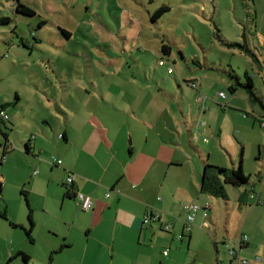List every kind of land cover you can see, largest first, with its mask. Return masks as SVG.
Segmentation results:
<instances>
[{
    "label": "crops",
    "instance_id": "obj_1",
    "mask_svg": "<svg viewBox=\"0 0 264 264\" xmlns=\"http://www.w3.org/2000/svg\"><path fill=\"white\" fill-rule=\"evenodd\" d=\"M258 36L264 38L262 32ZM120 75L106 71L103 77ZM190 81L195 82L196 89L187 85L184 95L196 99V121L195 117L191 121L181 119L176 110L157 103L158 96L150 86H131L127 81L126 85L122 82L105 89L100 85L98 90L93 85L97 94L85 86L70 85L65 106L58 108L63 110L59 111L63 121L57 118L52 123L39 112L40 130L34 127L39 119L23 124L30 150L25 153L23 148L26 174L20 192L27 194L28 202H40L39 221H33L30 236H26L29 225L25 214L19 211L12 217L2 196L0 211L5 209L7 219L18 227L0 218V264H178L176 256L184 248L192 264H264V205L257 203L264 200V172L256 175L257 183L248 180L249 186L259 184L254 187V197L248 200L246 190L239 193L232 209H228L231 205L224 185L226 200L201 191L203 175L200 177V170L193 169L189 159V155L195 157L191 134L195 131L196 140L204 136V142L205 136L214 137L220 126L202 121L200 115L210 110V103L196 92V79L186 82ZM233 104L235 100L229 103ZM256 114L258 121L261 115ZM6 124H0V128L5 129ZM261 126L264 128L263 120ZM221 134L219 130L218 139L223 143ZM47 151L58 158L42 160L50 154ZM54 159L61 160V165H50ZM70 173L75 178L68 186L69 198L64 183ZM179 174L183 178L181 186L173 182ZM6 183L0 171L2 192ZM77 192L92 198L90 211L77 210ZM196 201L209 206L208 227H201L204 221L199 211L187 231L184 220L188 211L183 205ZM54 202L59 208L50 210ZM148 212H158L160 221L143 226L142 219ZM44 215L54 218L52 222L46 220L45 228ZM164 223L172 224L170 232L161 230ZM57 224L65 226L64 230L56 229ZM36 226L41 230L34 234ZM244 235L247 242L241 243ZM164 250H168L166 256ZM229 250L236 253L231 255Z\"/></svg>",
    "mask_w": 264,
    "mask_h": 264
},
{
    "label": "rangeland",
    "instance_id": "obj_2",
    "mask_svg": "<svg viewBox=\"0 0 264 264\" xmlns=\"http://www.w3.org/2000/svg\"><path fill=\"white\" fill-rule=\"evenodd\" d=\"M16 1L0 0V17L10 19L9 24H0V106L7 104L9 117L6 128L2 127L8 134L4 158L5 141L0 133V171L7 178L3 192L0 187V203L4 205L3 196L12 217L21 211L28 224L20 192L26 158L23 148L29 142L23 124L39 119L34 127L40 130L39 112L52 123L57 118L63 121L59 112L63 110L58 108L65 106L70 85L85 86L97 94L100 85L105 89L127 81L131 86L145 84L154 89L157 103L176 110L181 119L195 117L196 121V99L184 95L186 81L196 79V92L210 103V110L200 118L220 127L214 137L205 136L208 144L202 141L204 136L196 140L195 131L191 134L196 151L194 159L189 155L193 169H199L201 177L205 165L235 171L241 167L249 182L257 183L256 175L264 172V128L254 118L256 112L261 119L264 115V38L257 37L264 34V0H18L35 11L31 17L14 14ZM163 5L169 11L152 21L151 15ZM21 39L32 44V52L23 47ZM162 44L169 46V56L161 51ZM159 60L166 65L159 66ZM168 66L173 69L170 75ZM106 71L122 75L103 77ZM245 74L251 77L252 92L259 102L247 99ZM230 85L236 86L234 94L228 91ZM219 92L226 94L225 101L219 99ZM232 100L233 106L229 105ZM219 130L223 143L218 139ZM130 142L128 138L127 145ZM48 154L42 160L58 158ZM173 182L181 186L182 176H174ZM245 189L249 200V185H224L231 205L228 209ZM29 206L33 221L38 222L40 202L33 199ZM49 208L58 209L59 205L54 202ZM77 210L83 212L78 203ZM46 220L54 218L44 215V228ZM55 228L62 231L65 226L57 224ZM40 230L36 226L34 234ZM175 260L192 264L186 248Z\"/></svg>",
    "mask_w": 264,
    "mask_h": 264
},
{
    "label": "trees",
    "instance_id": "obj_3",
    "mask_svg": "<svg viewBox=\"0 0 264 264\" xmlns=\"http://www.w3.org/2000/svg\"><path fill=\"white\" fill-rule=\"evenodd\" d=\"M167 11H169V8L165 5H163V6L159 7L151 15L150 18L152 21H155L156 19L161 17ZM13 12L15 15L17 14V15H23V16H28V17L36 15L35 11L31 7L25 5L24 3L22 4L18 0L16 1L15 5H14ZM9 22H10L9 18L0 17V24L1 25L9 24ZM42 23L43 22H40V24H42ZM61 32L65 37H69V33L67 31L61 30ZM20 43L25 48H28V49L32 48L31 47L32 44L31 43L29 44L28 41L26 43L21 39ZM161 51L166 56L170 55V48H169V46H167L165 44H162ZM254 61L257 62L256 58L254 59ZM262 70H263V66H262ZM243 87L245 88L246 93L248 94L247 99L250 103L259 102L258 98L255 97V95L252 92V79L247 74H245V83L243 84ZM228 91L230 94H234L236 92V86L230 85L228 87ZM6 106H7V104H2L0 106V110H2V109L6 110ZM244 117H245V115H244ZM262 119L264 120V115H263ZM255 120H257V119H255ZM8 122H9V120L5 123H8ZM258 122L261 124L262 120L258 119ZM5 128H6V126H5ZM0 133H1V135L5 141V143L3 144L4 150L2 151V154H1L2 158H4L5 155L8 153V149L6 147V144H7L6 142L8 141V134L5 131H3L2 128H0ZM29 150H30L29 146L25 144L24 152L28 153ZM56 160L57 159H54V161H50V163L55 164ZM1 163H2V160H1ZM57 166H60V165H57ZM209 169H211V171ZM208 173H211V174L207 175ZM219 180H222V184L220 183ZM222 185H229V186L234 187V188H240L244 185H246V186L249 185V183H248V178L243 175L241 167H240L239 171H235V170H229V169H223V168L211 167L209 165H205L204 174H203L202 179H201V191L204 193L213 194L214 196H217V197H223V200H226V196L223 192V186ZM65 189H66V197L71 196L70 193L68 192V186L67 185H65ZM252 190H253V188H252V186H250V192H252ZM21 194L24 197V201H25V204H26V207L28 210L27 218H28L29 226H28V229L25 230V234H26V236L29 237L30 233L34 227V223L32 220V210L29 206L27 194L24 191H21ZM74 199H75V196H74ZM0 218L4 219V220H8L5 209L0 211ZM8 222L10 223V225L12 227H18V226H14V224H12L9 220H8ZM16 256L21 257L24 261L27 260V257L22 253H17Z\"/></svg>",
    "mask_w": 264,
    "mask_h": 264
},
{
    "label": "built area",
    "instance_id": "obj_4",
    "mask_svg": "<svg viewBox=\"0 0 264 264\" xmlns=\"http://www.w3.org/2000/svg\"><path fill=\"white\" fill-rule=\"evenodd\" d=\"M159 66H165V62L163 60H159L158 62ZM263 70H264V65H263ZM167 73L168 74H172L173 73V69L172 67L168 66L167 67ZM187 85L191 88V89H196V85L194 81H190L187 82ZM218 96L223 99L226 100L227 96L226 94H224L223 92L218 93ZM204 110V109H202ZM9 120L8 114L6 112V110L2 109L0 110V124H3L5 122H7ZM204 142H207V139H204ZM54 161V160H53ZM50 165L52 163H49ZM52 165H61V161L60 160H56L55 164ZM36 172H34V174H36ZM75 176L73 174H69L67 176V179L65 181V185L69 186L73 183ZM107 197L109 196V194L106 195ZM250 197L253 198L254 197V189L252 190V192H250ZM75 200L78 203V207L81 211L83 212H88L92 209L93 207V200L90 196L85 195L81 192H77L75 194ZM257 203L264 205V201L261 200H257ZM183 207L188 211V214L185 218V230L190 231L191 227L193 226V221H194V216L197 212L201 211L202 217H203V224L201 225L202 228H207L208 227V223L206 222V218H207V210L209 208L208 205H204V206H200L199 204L196 203H191L189 205H183ZM160 221V214L158 212L156 213H152V212H148L147 214H145V216L142 219V224L143 226L145 225H150L153 222H159ZM172 228V224L170 223H164L161 224V230L164 232H170V229ZM180 238V236L178 237ZM240 242H247V236H241L240 237ZM168 250H164L163 251V255L166 256L167 255ZM245 263V262H244Z\"/></svg>",
    "mask_w": 264,
    "mask_h": 264
},
{
    "label": "water",
    "instance_id": "obj_5",
    "mask_svg": "<svg viewBox=\"0 0 264 264\" xmlns=\"http://www.w3.org/2000/svg\"><path fill=\"white\" fill-rule=\"evenodd\" d=\"M229 253H230L231 255H233V254L236 253V252L233 251V250H229Z\"/></svg>",
    "mask_w": 264,
    "mask_h": 264
}]
</instances>
